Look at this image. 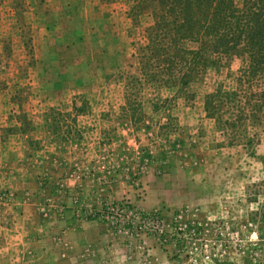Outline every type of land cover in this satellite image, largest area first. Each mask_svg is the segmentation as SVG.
Listing matches in <instances>:
<instances>
[{
  "label": "rangeland",
  "instance_id": "1",
  "mask_svg": "<svg viewBox=\"0 0 264 264\" xmlns=\"http://www.w3.org/2000/svg\"><path fill=\"white\" fill-rule=\"evenodd\" d=\"M124 2L110 18L100 0H0V152L21 146L27 172L18 186L30 175L42 177L38 210L47 218L63 209L52 201L59 184L46 178L49 167L73 165L86 153L101 159L106 182L99 186L120 174L141 200V177L167 179V191L152 193L146 210L125 194L88 204L83 218L105 225L115 241L103 248L93 242L89 254L68 264H264V116L236 128L234 96L220 110L216 104L215 117L204 110L206 95L233 91L241 57L209 67L186 91L146 85L126 91L129 77L139 75L151 19L135 16L132 1ZM116 23L121 35L110 29ZM36 24L50 45L33 42ZM262 83L250 91L263 90ZM5 172L0 241L18 202L29 198L8 190L17 181Z\"/></svg>",
  "mask_w": 264,
  "mask_h": 264
},
{
  "label": "trees",
  "instance_id": "2",
  "mask_svg": "<svg viewBox=\"0 0 264 264\" xmlns=\"http://www.w3.org/2000/svg\"><path fill=\"white\" fill-rule=\"evenodd\" d=\"M131 1L134 15H146L151 23L145 27L147 43L138 54L139 75L129 77L126 91H139L145 85L186 91L209 67L238 56L244 65L235 88L206 95L204 110L215 117L216 104L220 110L234 96L235 127L260 122L264 89L250 90L259 80L264 86V0H242L239 5L235 0Z\"/></svg>",
  "mask_w": 264,
  "mask_h": 264
},
{
  "label": "crops",
  "instance_id": "3",
  "mask_svg": "<svg viewBox=\"0 0 264 264\" xmlns=\"http://www.w3.org/2000/svg\"><path fill=\"white\" fill-rule=\"evenodd\" d=\"M124 1L100 0V9L109 11L112 14L111 18L118 13L117 8L124 4ZM34 10H37L35 5L32 8V11ZM38 26V24L33 26V42L38 41V47H42L40 42L44 39L49 40L50 45L51 38L47 30L38 28ZM110 29L112 33L116 32V35L122 33L121 27L117 23L111 25ZM40 33H45V36L42 37ZM7 142L8 146L9 139ZM9 149L8 146L7 151L0 152V171H6L3 176L10 177L6 179L17 181L16 183L11 182V185L7 187L8 190L22 191L28 194L29 198L26 201L18 202L19 206L15 207L18 208V213L14 214L16 209L12 212L10 227L2 230L4 234L2 239H4L0 241V264H52L53 260H59L60 264H68L73 261V258L80 257L85 253L89 254V244L92 245L93 242L100 244V247L103 248L104 244L115 241V235L105 225L83 218V211L88 204L96 206L103 200L106 202L117 200L125 194L133 207L146 210L149 208L147 202L152 193L154 194L156 191L161 195L167 191L165 188L167 179L158 178L152 174L140 179L146 193L145 200L137 197L136 190L127 184V179L121 178L120 174H116V178L112 180L114 183H107L101 187L99 183L106 182V180H100L98 166L101 159L96 154L93 156L86 153L83 155L84 159L81 158L73 165H58L56 163L49 167L46 178H51L54 180L53 182H56L55 184H59L56 185L55 192L57 194L53 196L52 201L56 205L63 206V209L53 208L45 218L39 213L37 199V195L40 194V179L42 177L30 175L28 178L30 182L18 186L20 181L25 179L24 175L27 172L25 158L21 153V146L12 148L11 153H9ZM37 173L42 174L40 171ZM75 173H79V177ZM105 177L107 178L106 175ZM163 183L162 188L157 187L158 184ZM12 185L16 186L12 187ZM104 203L105 201L101 203V206ZM50 206L52 205H48V207ZM94 230L97 231L95 235L92 234Z\"/></svg>",
  "mask_w": 264,
  "mask_h": 264
},
{
  "label": "built area",
  "instance_id": "4",
  "mask_svg": "<svg viewBox=\"0 0 264 264\" xmlns=\"http://www.w3.org/2000/svg\"><path fill=\"white\" fill-rule=\"evenodd\" d=\"M139 186V185H138ZM123 209H124V207H123ZM123 209H119V208H111V209H108L107 208V211H109V213H112V214H116L118 211H126L125 209L123 210ZM129 211V210H128ZM100 220H101V217H102V215H101V213H99V214H97L96 215ZM132 216H137L135 213H132ZM152 223H153V226L157 223V220L156 219H152V218H150L149 219Z\"/></svg>",
  "mask_w": 264,
  "mask_h": 264
}]
</instances>
